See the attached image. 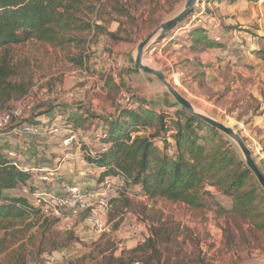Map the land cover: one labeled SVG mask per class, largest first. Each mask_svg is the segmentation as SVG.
Masks as SVG:
<instances>
[{"label": "rangeland", "instance_id": "374dc122", "mask_svg": "<svg viewBox=\"0 0 264 264\" xmlns=\"http://www.w3.org/2000/svg\"><path fill=\"white\" fill-rule=\"evenodd\" d=\"M185 1L121 0L116 5L114 0H97L95 13L86 15L85 22L101 18L108 22L107 29L124 41L99 37L94 42L88 33L78 32L74 36L88 44L60 50L28 40L15 46L10 56L20 78L30 82L23 98L31 99L33 110L0 132V140L8 139L17 124L42 117L50 107L57 110L50 115L52 119L65 106H82L91 114L112 116L118 110L116 102L122 90L114 84L113 75L118 76L129 50L177 16ZM112 5L117 11L110 10ZM173 31L177 34L174 40L168 34L165 49L153 57L166 66L168 77L172 71L183 72L176 88L199 110L235 131L264 172V61L257 54L264 46V0H200ZM193 31H200L208 42L221 47L208 49L204 41L192 38ZM174 42L178 46L172 45ZM81 54H85L82 67L68 61L67 57ZM173 79L177 83L176 77ZM188 79L193 83L186 84ZM168 81L173 84L171 78ZM132 91L135 95L139 92L136 88ZM23 98L6 108L0 105V112ZM175 112L179 111H171L169 118L176 120ZM81 129L84 133L80 138L91 126L85 124ZM94 129H101V125L95 124ZM143 131L153 133L152 128ZM217 134L242 162L237 145ZM167 138L172 137L168 134ZM50 142L62 158L60 137H52ZM89 179L92 187L82 185L88 180L74 184L95 203L104 189L95 175ZM251 182L258 187V211L245 218L232 211L231 199L209 187L212 199H206L199 209L147 199L139 191L124 188L106 194L109 206L101 232L88 223L90 210L60 217L40 211L38 218L0 231V264H264V192L253 176ZM31 187L35 193L48 192ZM61 189L53 194L60 195ZM30 200L37 208L34 198Z\"/></svg>", "mask_w": 264, "mask_h": 264}, {"label": "trees", "instance_id": "16d2710c", "mask_svg": "<svg viewBox=\"0 0 264 264\" xmlns=\"http://www.w3.org/2000/svg\"><path fill=\"white\" fill-rule=\"evenodd\" d=\"M96 1L0 0L2 107L6 108L29 92L30 82L20 78L10 56L15 46L28 40L60 50L75 44L77 47L88 44L74 36L78 32L88 33L94 42L99 37L124 41L117 32H109L106 27L108 22L101 18L85 22L86 15L95 13ZM105 1L112 3V0ZM114 1L117 5L121 0ZM110 10L117 11L116 6L112 5ZM191 35L198 42L204 41L207 48L221 47L208 42L200 31H193ZM257 54L264 61V46ZM84 56L67 58L74 66L82 67ZM50 110L53 108L45 113ZM175 115L176 120L169 118L165 112L157 113L153 106L145 103L139 104L135 112L118 109L109 117L91 114L81 107L67 109V120L72 121L74 127L92 125L95 119L101 123V129L94 130L105 133L106 139L102 144L108 148L104 153L97 152L95 156L87 157L86 161L102 170L101 178L119 176L123 180L124 191L139 189L138 194L147 199L158 198L199 209L206 199H212L211 192L207 190L209 187L231 199L232 211L238 216L245 218L258 211L255 204L258 187L251 182V173L219 134L181 112H175ZM146 128H152L153 133L143 131ZM168 134L175 145L172 156L167 154ZM159 142L162 147L158 146ZM29 178L28 173L20 171L0 154V231L14 229L17 224L34 220L40 215L39 209L30 200L35 194L33 187L28 189V195L13 193L18 187L20 190L26 187Z\"/></svg>", "mask_w": 264, "mask_h": 264}, {"label": "crops", "instance_id": "0c3cea01", "mask_svg": "<svg viewBox=\"0 0 264 264\" xmlns=\"http://www.w3.org/2000/svg\"><path fill=\"white\" fill-rule=\"evenodd\" d=\"M108 31L112 32L111 30ZM170 34H171L170 40H174L175 36L177 35L176 32L172 31ZM167 37L168 35L162 38L154 46L152 51H150L148 56L151 57V59L155 62L156 66H158L160 70L165 74L167 80L168 78H171V80L173 81V84L172 83L171 84L176 88L180 82V78L184 77L183 72L172 71L171 76L168 77L166 73V66L164 67L163 64L160 63V61H158L156 58L153 57L154 53H157V56L161 55L162 50L165 49L164 48L165 42L168 41L166 39ZM192 38L195 39V37ZM172 45L178 46V42L177 43L174 42ZM132 49L133 48H131L127 53L126 61L122 63L123 64L122 67L118 69L117 72L118 76L113 75L114 84L119 89L128 88L129 86H130L129 88L131 89L136 88L139 91L136 95L139 104L145 103L151 105L156 109L157 113L165 112L166 114L171 116L170 112L175 111V108L168 109L157 103L158 97L154 95L155 93L154 87L157 86H155V84L144 78V76H142L141 74L134 72L129 67V54ZM189 64L192 66L191 63ZM174 77H176L177 83L176 81H174L173 79ZM104 81H106V78ZM108 81L111 80L109 79ZM188 83L191 84L193 82L190 79H188L186 84ZM138 87H141L142 89ZM181 94L188 101H190L183 93ZM190 102L193 103L192 101ZM166 104H169V102H166ZM73 107L83 108L82 106H73ZM69 108H72V106L63 107V109H61L62 111L59 112L61 114H58V116L53 119L52 117H50V115L56 113L57 110L54 108L53 110H50L48 113H45V111L50 109L48 108L47 110H44L41 113L42 117H37L34 120H32V122L29 124L38 125L42 129V133L39 136L32 137V136H25L20 134L18 130L19 124H17L15 128L12 130V134L8 137V139L0 140V154L5 157V154L7 153L17 152L19 155L16 161L17 164L20 167H27L28 169L34 170L28 173L30 178L26 183L27 189H29V185L32 184L34 187H36V189L38 187L48 192L59 193L57 189L65 185L75 186L74 182L77 180L78 181L88 180V182H83L82 185H85V187H92L91 179L89 178H92V176L95 175V178H97V181L99 182V186L103 185L105 179L107 178H110L112 180L113 191L109 192L108 194H114L115 191L117 190L122 191V188H124L123 186L124 183L120 177L106 176L104 178H101L100 173L102 170L100 168H97L93 164H89L86 161L87 157H91L92 154L99 152V149L101 147L100 142H97L93 138H90L91 131L94 130V125L95 124L99 125L101 123L97 119H95L92 122V125H90L91 130L87 134H84L82 138H80L81 135L84 133L83 130L81 129L82 127H75L76 128L75 129L73 122L67 120V109ZM83 110H85V108H83ZM95 115L102 116L98 113H95ZM59 119H62V121L58 122ZM53 127H60V132L55 135L46 134V131H48L50 128ZM138 134H141V132ZM56 136L60 137V141L62 145L61 147L64 150L62 158L59 156V154H57L58 147H56L50 142L52 141V137H56ZM71 136L74 137L72 143L69 146H65L64 141L69 139ZM170 139L169 138L166 139L168 141L167 143L169 147L168 150L170 152L171 151L173 152L175 151L174 140L173 138ZM44 177L47 178V181L41 180ZM114 185H116L117 187H114ZM18 189L20 190L19 187ZM18 189L13 190V192L19 191ZM136 191H139V189H136Z\"/></svg>", "mask_w": 264, "mask_h": 264}, {"label": "built area", "instance_id": "2783aa9c", "mask_svg": "<svg viewBox=\"0 0 264 264\" xmlns=\"http://www.w3.org/2000/svg\"><path fill=\"white\" fill-rule=\"evenodd\" d=\"M65 97H67L65 95ZM45 101V100H44ZM117 107L119 110H126L129 112H135L138 109L139 103L137 101L135 93L132 89L120 90L117 97ZM33 110V102L30 98H23L16 105L10 109L0 112V132L6 130L13 122L28 116ZM20 134L25 136H39L42 133V129L38 125L33 124H21L18 127ZM60 132V127H53L46 131V134L55 135ZM91 136L94 140L101 143L99 153H104L108 146L102 144V141L106 139L104 132L98 130H92ZM74 137L64 141L65 146H69ZM175 151H167L169 156L174 155ZM95 156V154H92ZM5 157L11 161V163L24 173H30L34 171L27 167H20L17 164V158L19 157L17 152H10L5 154ZM93 166V165H92ZM119 177V176H118ZM42 181H47L44 177ZM104 192L97 202H93L87 192L76 186L65 185L61 189L60 195H55L51 192H39L35 193L33 198L36 202L37 208L41 213L60 217L63 213L70 214L72 216L77 215L79 212L90 210L91 214L88 218V223L98 232H101L105 227L104 211L108 210L109 203L104 198L106 194L113 191V184L110 178L105 179L103 185ZM23 195H28V189L23 188L21 190ZM97 205V206H95ZM99 208V210H98ZM138 264V263H135Z\"/></svg>", "mask_w": 264, "mask_h": 264}, {"label": "water", "instance_id": "95a60500", "mask_svg": "<svg viewBox=\"0 0 264 264\" xmlns=\"http://www.w3.org/2000/svg\"><path fill=\"white\" fill-rule=\"evenodd\" d=\"M199 1L200 0H186L183 10L177 16L159 25L144 41L134 46L129 54V67L157 86L154 87V95L158 97L157 103L159 105L168 109L175 108V110L206 124L221 135L232 140L241 152L243 164L256 179L258 185L264 192V172L259 168L240 136L231 128L209 117L207 112L199 110L196 105L188 101L167 80L165 74L148 56L154 46L162 38L170 34L183 19L188 16ZM166 102H169V104H166Z\"/></svg>", "mask_w": 264, "mask_h": 264}]
</instances>
